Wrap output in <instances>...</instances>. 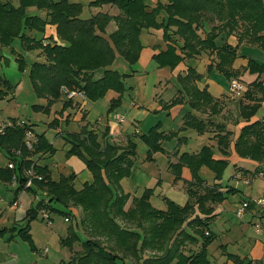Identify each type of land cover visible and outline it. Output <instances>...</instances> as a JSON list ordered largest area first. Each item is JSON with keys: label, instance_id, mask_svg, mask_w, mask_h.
Here are the masks:
<instances>
[{"label": "trees", "instance_id": "trees-1", "mask_svg": "<svg viewBox=\"0 0 264 264\" xmlns=\"http://www.w3.org/2000/svg\"><path fill=\"white\" fill-rule=\"evenodd\" d=\"M17 2L16 5L11 0H0V44L12 46V40L18 37L25 50L38 49L42 56L41 59H33L27 71L34 93L45 99V104H32L34 109L48 111L49 106L60 98L62 89L81 92L88 99H97L112 90L116 95L110 97L108 111L115 109L123 92L131 87L126 85V77L135 71L123 72L115 68V56L119 54L129 64L138 60L142 47L139 34L143 28L162 29L165 49L151 56L157 66L173 68L180 61L207 53L214 56L215 62L207 64L206 70L215 69L229 80L240 73L231 67L238 54L239 43L264 50V0H89V6L107 5L108 8L94 11L87 17L80 16L81 4L71 0ZM109 7L116 11L111 13ZM28 8H34L36 12L28 11ZM37 11H42L43 15ZM110 21L115 27L106 33ZM48 24L54 25V36H42ZM37 33L41 36L37 37ZM230 34L236 36V45L227 41ZM247 59L245 68L257 76L244 82L240 93L235 120L241 119L244 123L233 138V146L239 156L260 162L264 159V119L251 120V117L264 100V80L259 78L264 73V61ZM17 61L18 68L24 69L26 63L21 53L17 55ZM200 76L194 66L186 63L183 78L187 85L183 86L184 91L216 107L218 101L206 89H197L195 81ZM14 85L0 71V99L13 98ZM182 95L180 92L179 97L172 98L170 103L180 101ZM227 97L235 98L228 92ZM69 103L71 99H64L63 106ZM9 118L21 119L24 124L6 126L0 133V154L6 161H13L11 167L7 162L0 166V179H15L14 192L26 188L34 194L38 191L43 194L33 207L26 210V224L17 232L21 238L31 243L27 224L38 211L58 210L70 219L71 206H79L82 214L77 225L83 237L68 224L59 242L70 253L69 258L61 260L60 264H133L127 260L129 257L135 258V264H212L206 251V246L215 236L209 226L213 216L212 203L220 201L224 197L223 192L233 190L234 186L224 185V189L218 181L206 185L199 175L198 168L202 164L217 172L226 163L224 158L213 157L210 145H203L197 152H182L176 162L169 164L176 177L182 165L189 168L192 177L186 182L188 201L180 205L164 196L166 206L158 209L149 202L152 188L145 187L138 196L131 198L126 208L129 194L121 190L118 179L127 175L133 164L136 143L131 135L142 139L150 157L151 152L162 148L161 141L167 133L153 125L139 135L138 131L127 135L122 145L107 142L102 146L98 130L83 125L78 132L65 136L70 142L66 152L80 155L92 176L90 182L76 188L73 172L60 173L55 178L46 163L37 161L55 150L44 133L36 132L27 119ZM184 121L200 132L213 128L217 147L223 155L227 154L231 131L223 124L190 115ZM25 128H31L36 134L31 148L23 145ZM105 134L106 129L101 136ZM29 166L39 177H34L29 186L23 187V171ZM196 186L202 189L198 190ZM54 203L66 209L60 210ZM260 215L264 217V212ZM120 219L131 225L122 223ZM4 229H0V233ZM186 243H197V246H188L185 252ZM145 247L161 249L162 253L144 256L142 251ZM229 257L238 260L232 254Z\"/></svg>", "mask_w": 264, "mask_h": 264}, {"label": "crops", "instance_id": "crops-1", "mask_svg": "<svg viewBox=\"0 0 264 264\" xmlns=\"http://www.w3.org/2000/svg\"><path fill=\"white\" fill-rule=\"evenodd\" d=\"M150 1L154 2L156 0H150ZM107 8H108L107 5H102V6H97V7L89 6V11L90 13H92L94 11L104 10ZM113 8L114 7H109V11L111 13H114L113 10H115V8L114 9ZM29 11L36 12L34 8H30ZM37 12L43 15L42 11H37ZM114 27H115L114 22L110 21L108 25L106 26L105 32L108 33L112 31ZM48 35H53V36L55 35V27L52 24L46 25L44 31L42 32V36H48ZM139 40L142 45L140 52L146 51L147 53L148 51L150 57L152 56L154 52H158L159 50H164L166 46V43L162 37L161 28L150 27V28L141 29L140 34H139ZM227 41L231 45L237 44V38L234 34H230L227 37ZM242 46L247 47L251 51L242 52ZM255 48L256 46L254 45H249V44H244V43H239L237 46L238 54L234 57L231 63V67L234 70H240V73H238L236 78L242 80L243 82H249L253 80L254 78H256L257 76L256 73L249 72L248 69L245 68L248 57H251L257 60V58L252 57L251 54L249 53V52L256 51L254 50ZM32 50H35L32 53L33 59L42 58V56L38 52V49H32ZM140 52H139V57H140ZM18 54L20 53H17L16 55H9V59L10 61H12V67L9 66L8 67L9 69H7V66L0 67V71L12 83H14L13 81H18L20 78V72L16 69V67H18V61H17ZM259 57H264V51L261 50ZM214 62H215L214 56L209 55L207 53H200L196 57H190L188 59H185L184 61H180L173 68H170L168 66H157L156 62L154 61V63L156 64V67L153 68V74L150 78H148L145 81L144 85L142 86L141 91L138 92L137 90L134 91L132 89L133 90L132 94L135 95L136 98H138V100L135 102L134 101L135 98L131 97L130 103L132 105V108L129 109V112L126 114V116L125 114L123 115L127 118V121L130 122V127H132L130 130H128V127H126L127 125L125 126L123 123L126 121V118L122 121L121 124H119L112 113L113 110L108 111L107 109V111H105L106 112L105 117L98 115L93 120L87 119L88 112H89V108L86 107L87 100H96V99H88L81 92H78L75 90L67 91L64 89L61 90L60 98L56 100L55 102H53L48 108V111H49L56 104L58 106L57 109L54 108V114L52 115V118L48 121V124L56 127L57 133L59 134H61V132L65 133V134H61V136L64 137L66 141L67 139L65 136H69L70 133L78 132L83 125H86L88 128H91V129L93 128L96 131L98 130V137L99 139H101L100 144L104 146L107 142L118 143L121 145L124 144L126 142L127 135L133 134L134 130H137L136 126H138L140 122L144 121L145 119H149V118L153 119L152 121H150L152 123H150L148 127L146 128V130L142 131V133L146 132L153 125L156 126L157 130L167 133L166 137L162 139L161 141L162 148L151 152L150 156L151 158H155V157H158V155L160 154L161 156L166 158L167 159L166 168L171 172L172 177L175 176V173H173L169 164L171 162H176L178 159V156L182 152H187V153L197 152L203 145L211 146L214 158H225V159L231 160L229 159V157H227V154L234 148L233 138L238 132V131L235 132V129L238 128L239 124L241 123L240 120L239 121L235 120L237 106L233 105V102L238 103V100L242 92L238 97H235L233 99H229V97H227V87H228L229 79L225 77L223 74L219 73L215 69H212L209 72L206 70L207 64L209 63L214 64ZM186 63L194 66L195 69L201 74L200 78L195 81L196 87L198 90H202L203 88L206 89V91L214 99L218 101V104L216 105V107H211L208 104L203 103L202 98H199V99L196 97L193 98L189 95L188 92L184 91L183 86L187 85L186 80L183 78L185 75ZM113 66L117 68L115 65ZM28 67H29V64L27 66V71H28ZM164 70H166L167 72L161 73V71H164ZM231 77L234 78L235 76H231ZM259 78L264 80V73H262ZM130 86H131L130 87V90H131L132 84ZM165 88H170L171 94L164 96L163 90ZM178 88H181V91H178ZM69 92H73L71 96L68 95ZM180 92L183 94L180 101L175 102V103H170V100L172 98L179 97ZM68 98L71 99V103H69L68 105L64 107L63 101L64 99H68ZM213 108H215V111H212ZM210 110L212 111L211 113H210ZM163 111L165 112V115L170 118H175L178 114L181 113L180 119L177 120V127H175L174 129H171L170 127L166 128L163 126L164 122L166 121H164L162 118L158 120L153 118L156 116L160 118L161 116L160 113H163ZM189 115L192 117H196L197 119L204 120V121L210 120L216 123L218 122L219 124H223L227 130L231 131L230 143H229L227 154L223 155L220 152L219 148L217 147L216 139L213 136L215 133L213 131V128H210L209 130H203L200 132V131H197L195 128L191 127L190 125L185 124L184 120L187 119ZM252 119H255V118L251 117V120ZM131 121H132V124H131ZM234 122H236L237 125H235L236 123ZM105 129H106V134L101 136V132ZM137 131H138V134H140L141 130L138 129ZM131 137L134 138L135 136L131 135ZM172 137L177 138V139L179 138L178 139L179 143L175 141L173 147L171 148L170 145L174 140ZM166 139H169V140L165 141ZM140 140L142 141V139ZM67 142L69 143V146H70V142L69 141ZM80 150L86 157H88L82 147H80ZM232 158H233L232 159L233 162L237 161V156L235 154L232 155ZM43 159H45V156H43L42 158L41 157L38 158L37 161L44 162ZM248 161L253 166L252 170L245 168L241 164L233 163L234 164L233 170L230 175L228 184H232L231 179L234 175H239V176L249 175L250 177L251 176L254 177L255 176L254 172L261 170L262 168H260V166H264V163L258 162L256 160L250 159ZM50 171L52 175L51 168H50ZM179 176L183 179V189H184L185 194L187 195L186 200L183 203H179L166 195L164 196L182 205L189 199L188 194L186 193V182L191 180V177H192L191 172L186 165L181 166L180 171H179ZM202 178L204 179V183L206 185L211 184L210 181H207V179H205L204 177ZM1 181H3L5 184L13 183V186H15V184L17 185V181L13 178L11 179V181L10 180L9 181L1 180ZM232 186H234V189L237 188V186L234 184H232ZM196 187H198V190L202 189L200 186H196ZM15 188H13V190ZM144 188L145 186L141 189V192L143 191ZM150 188H153V186H151ZM122 191L128 192L129 194V197L125 203L126 208L129 206L131 202V198L134 196H138L140 194V193H135L133 190H122ZM153 192H154V188H153L151 195L154 194ZM151 195L149 196V202L153 207L158 208V209L165 208L166 205L164 201V196H161L162 198L161 202L154 203L150 199ZM32 203L34 202L31 201L29 203L30 206L24 210L25 213L23 214L21 213L22 215L20 214L21 216L18 215V212H22L23 210L22 208H20L19 211L17 210V208H15L14 210H16V212L15 211L11 212L12 210H9L10 207L8 208L5 207L6 208L5 210L6 211L9 210V213L6 214V216L2 220L5 223H2L3 225L0 227V229H3V228L5 229L3 232L0 233V239L1 238L3 239L4 237L7 238L6 241L14 240L16 238L23 239L19 236L17 232L19 231V228H21L22 226L26 224V218L24 217L26 214V210L35 205V204L32 205ZM161 204L163 205L161 206ZM216 204L217 202L212 203L213 216L210 219L209 226L210 224H212L211 221L215 219V216L218 214V211L216 210ZM19 205L21 206V203ZM74 208L77 209L79 215L81 216L82 214L81 209L76 206H71V212L73 213ZM42 211L43 210L38 211V214L36 215V217L31 218L27 224L28 233L30 234V237H31L32 252H29L27 254L26 256L27 259H25L26 260L25 264H31V263L51 264L49 255H47V253L44 254V252H46L47 250L42 251L43 248L37 247L35 245V241L37 239H36V231H33V226L36 223L37 219H43L40 214ZM258 211L260 210L256 208H252V206L248 207L247 212L250 213L252 217L251 220L248 219L249 224L250 222H253L254 220H256L255 219L256 212ZM48 215L50 217L49 213ZM258 217L264 220V217H262L260 214L258 215ZM125 224L131 225L129 222H126ZM142 224L145 226L146 222L143 221ZM137 228H138V231H140V233L143 232L140 229V227H137ZM210 229L215 233V236L213 240L206 246V251H207L209 258L214 255L213 253L218 251L221 254L227 255V257L232 261L233 264H248L249 260L251 261L250 264H256L254 263L255 261L264 263V234L256 235V237H249L243 234V229L239 227H238V232L235 234H230L231 228L228 230L225 229L219 233H216L211 228V226H210ZM39 234H40L39 230H37V235ZM237 242H241L243 244V247L239 249L240 253L238 252V250L233 251L232 249L233 245ZM188 246H190L191 248H194L197 246V243L196 244L186 243L183 249L185 252L188 251ZM0 247H2L1 241H0ZM37 252H39L40 254H44V255L40 257L38 254H36ZM161 253H162L161 249H155V248L151 249L149 247H145V249L142 251V254L144 256H156V255H160ZM231 254L233 256H236L238 260L234 261L232 258H230L229 255ZM17 258L18 260H21L18 255H16V260ZM210 260L212 261L211 258ZM13 264H17V263L14 262ZM170 264H173V262H171Z\"/></svg>", "mask_w": 264, "mask_h": 264}, {"label": "rangeland", "instance_id": "rangeland-1", "mask_svg": "<svg viewBox=\"0 0 264 264\" xmlns=\"http://www.w3.org/2000/svg\"><path fill=\"white\" fill-rule=\"evenodd\" d=\"M11 1L16 5L18 3L17 0ZM72 1L81 4V17L89 16V0ZM29 10L30 8H28V11ZM113 12H115V10H113ZM36 36L40 37L41 34L37 33ZM11 45L12 46H4L0 44V67L7 66V69H9V66L12 67V61H10L9 55H16L17 53H21L23 55L27 65L26 67L24 66V69L22 70L16 67V69L20 72V78L18 81H13L15 83L13 88V98L0 99V121L11 116L20 117L29 120L32 123V128L36 132H44L48 141L53 143L54 147L56 148L52 155H47L45 156V159H43V161L47 163L51 168L52 176L56 178L60 173L65 174L68 172H73V184L76 188H79L84 182H90L92 180V176L89 168L86 166L85 161L80 155L73 152H66L69 143L65 140L64 137L61 136V134L65 133H57V128L48 124V121L54 114V108H58L57 104L53 106L49 111L34 109L32 106V104L36 103L45 104V99L37 96L34 93L27 73V66L33 60L32 53L35 50H25L21 46V42L18 37H14ZM254 50L256 51L249 52L251 56L257 58V60L260 62L264 61V57H259L262 49L256 47ZM248 51L251 50L245 46H242V52ZM113 65H115L118 70L123 72H132V69H135V71L131 73L132 75H128L125 79L126 85L132 84L131 90L130 88H128L123 92L121 103L116 106L112 112L114 113L115 111H118L123 115L125 114L126 116V114L129 112V109L132 108V105L130 103L131 97L135 98V102L138 100V98H136V96L132 94L133 90H137L138 92L141 91L145 81L152 76L153 68L156 67V64L149 56L148 51L147 53L146 51H142L140 52V57L138 58V60L130 64L127 63L119 54H117L115 56ZM166 72V70L161 71V73ZM163 91L164 96L171 94L170 88H165ZM115 95L116 94L114 91L108 90L104 95L100 96L96 100H87L86 107L89 108L87 119L93 120L98 115L105 117V111H107L109 107V99L111 96ZM233 105L237 106V102H233ZM160 115V118H158V116L153 118L157 120L162 118L164 121H166L163 124L164 127H170L171 129H174L175 127H177V120L180 119L181 113L178 114L175 118L167 117L164 111L163 113H160ZM125 116L124 119L126 118ZM252 117H254L255 119H264V100H262L259 106L256 108ZM152 120L153 119L149 118L140 122V124L136 126L137 130L140 129V133H142V131H145L148 125L152 123L150 122ZM240 122L241 123L239 124L238 128L235 129V132H237L240 129L241 125L244 123L241 119ZM123 123L125 126L127 125L126 127H128V130L132 128L130 127V122L127 121V118ZM235 125H237V123ZM172 138L174 140L170 145L171 148L173 147L175 141L179 143V138ZM133 140L136 142V146L134 147V160L133 164L130 167L131 169L129 173L127 175L121 176L118 179V184L120 185L121 190H133L135 193H141V189L144 186H153L154 194H152L150 197L152 202H161V196L166 195L179 203H183L187 198V195L185 194L183 189V179L180 176L172 177L171 172L166 168V158H164L160 154L155 158H151V156L148 157L146 144L137 136H135ZM167 140L169 139H166L165 141ZM228 154L227 157H229V159L231 160L224 158L226 163L219 171L214 172L209 166L202 164L198 168V173L202 177L207 179V181L220 182L223 186L222 188L225 189L224 185L228 184L230 175L233 170V163L241 164L245 168L252 170L253 166L248 161L250 160V158L239 156L234 148ZM234 154L237 156V161L235 162L232 161V155ZM6 162V158L2 154H0V165H4L6 164ZM260 162L264 163V159L260 160ZM260 168L264 169V166H260ZM104 177L106 178L105 173ZM15 186H13V183L5 184L0 180V227L3 225L2 223H5L2 220L6 216V214L9 213V210H12L11 212H16V210H14L15 208H17L18 211L20 210V208H22V212H18V215H20L21 213L23 214L25 213L24 210L30 206L29 203L31 201L34 202L32 203V205H34L36 201L41 196H43V194L39 191L34 194L30 189L26 188H22L18 192H14L13 188H15ZM236 186L238 189L236 188L223 192L224 197L216 204V210L218 211V214L215 216V219L211 221L212 224H210V226L216 233L231 228L230 234L237 233L239 227L243 229V234L249 237H256V235H260L261 233H256L254 231L252 222H250L249 224L248 219L251 220L252 217L251 214L247 212L248 209L241 217L236 216L235 210L242 200L254 199L264 195V178L258 175H255L254 177L251 176L247 184L239 182ZM113 190L114 192H118L117 189ZM20 203L21 206L19 205ZM162 205L163 204H161V206ZM54 206H56V208L60 210L66 209L61 204L54 203ZM5 207H10V209L6 211ZM76 207L80 208L79 206ZM48 213L50 214L49 224H47L45 219H37L36 223L33 226V231H36L37 239L35 241V245L40 248L47 247V251L44 252V254L47 253V255H49L51 264H60L61 260H67L69 258L70 252L68 248H66L59 242L60 236L65 235L68 224L73 227L78 235L83 237V232L77 225L80 219V215L76 208L73 209V213L70 219L65 217L64 214L58 210H48ZM261 213L262 212L260 211L256 212L255 219L262 220L260 217H258V215ZM120 221L122 223L124 222V224L126 223L122 219H120ZM37 230H39V235H37ZM4 238L0 239V241L2 242V247H0V264H13L14 262H16L17 264H25L27 254L29 252H32V244L29 241L20 238L7 241V238ZM242 247L243 244L241 242H237L233 245L232 249L233 251L238 250L239 252V249H241ZM36 254H38L40 257L44 255L40 254L39 252H37ZM213 254L214 255L210 257L213 264H233L232 261L227 257V255L221 254L218 251ZM16 255H18L21 260H18V258L16 260ZM127 260L131 261V263L133 264H135L136 261L134 257H129Z\"/></svg>", "mask_w": 264, "mask_h": 264}, {"label": "built area", "instance_id": "built-area-1", "mask_svg": "<svg viewBox=\"0 0 264 264\" xmlns=\"http://www.w3.org/2000/svg\"><path fill=\"white\" fill-rule=\"evenodd\" d=\"M244 88V82L237 79V78H231L228 81V87H227V92L229 96L231 97H237L240 95L242 89ZM73 92H69L68 95L71 96ZM114 117L118 121L119 124L122 123L124 120V116L122 113L115 111L113 113ZM14 124L18 125H23V121L21 119H13V118H4L0 121V133L3 132L4 128L6 126H11ZM134 132H137V130H134ZM36 139V134L31 128H25L24 133H23V145L26 148H31L33 142ZM18 152V150H15ZM7 166L11 167L13 166V161L8 159L7 161ZM24 174V180L23 182V187H27L32 183V179L34 177H39L37 173H35L34 169L32 166H29L28 168H24L23 171ZM255 175L262 176L264 177V169L258 170L254 172ZM250 180V176H239V175H234L231 179L232 184L237 185L239 182L247 184ZM249 206H252V208H256L260 210V212H264V195L254 198V199H249V200H242L240 204L236 207L235 214L238 217H241L244 212L248 209ZM41 217L45 219L47 224L50 223V217L46 211L41 212ZM253 229L256 233H261L264 234V220H254L252 222ZM47 247L43 248V251H46ZM34 264V263H31Z\"/></svg>", "mask_w": 264, "mask_h": 264}]
</instances>
